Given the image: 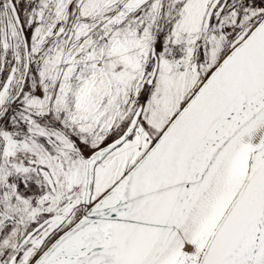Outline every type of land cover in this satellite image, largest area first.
I'll list each match as a JSON object with an SVG mask.
<instances>
[{
	"label": "snow or ice",
	"instance_id": "6c2138e0",
	"mask_svg": "<svg viewBox=\"0 0 264 264\" xmlns=\"http://www.w3.org/2000/svg\"><path fill=\"white\" fill-rule=\"evenodd\" d=\"M0 264H264V0H0Z\"/></svg>",
	"mask_w": 264,
	"mask_h": 264
}]
</instances>
